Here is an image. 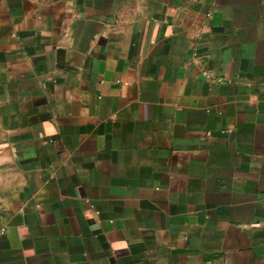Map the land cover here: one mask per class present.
Segmentation results:
<instances>
[{
    "label": "crops",
    "instance_id": "1",
    "mask_svg": "<svg viewBox=\"0 0 264 264\" xmlns=\"http://www.w3.org/2000/svg\"><path fill=\"white\" fill-rule=\"evenodd\" d=\"M0 264H264V0H0Z\"/></svg>",
    "mask_w": 264,
    "mask_h": 264
}]
</instances>
